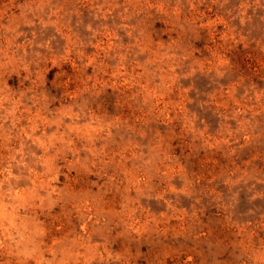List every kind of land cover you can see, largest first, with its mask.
Segmentation results:
<instances>
[{
  "label": "rangeland",
  "instance_id": "obj_1",
  "mask_svg": "<svg viewBox=\"0 0 264 264\" xmlns=\"http://www.w3.org/2000/svg\"><path fill=\"white\" fill-rule=\"evenodd\" d=\"M0 264H264V0H0Z\"/></svg>",
  "mask_w": 264,
  "mask_h": 264
}]
</instances>
